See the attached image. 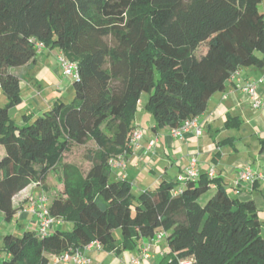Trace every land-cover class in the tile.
Listing matches in <instances>:
<instances>
[{
	"label": "trees",
	"instance_id": "trees-1",
	"mask_svg": "<svg viewBox=\"0 0 264 264\" xmlns=\"http://www.w3.org/2000/svg\"><path fill=\"white\" fill-rule=\"evenodd\" d=\"M263 1L0 0V88L7 99L0 106V213L11 222L13 198L35 183L51 192L50 216L72 224L44 237L32 230L3 236L1 264H50V255L91 242L120 256L159 231L169 249L159 264H264V219L254 201L229 196L220 179L163 181L135 195L109 165L131 151L142 94L154 129H177L202 115L240 69L264 71ZM33 40L75 63L79 78L71 104L57 100L17 124L9 110L21 102L20 81L11 69L34 60ZM89 143L86 170L63 163ZM212 186L214 195L201 205Z\"/></svg>",
	"mask_w": 264,
	"mask_h": 264
},
{
	"label": "crops",
	"instance_id": "crops-1",
	"mask_svg": "<svg viewBox=\"0 0 264 264\" xmlns=\"http://www.w3.org/2000/svg\"><path fill=\"white\" fill-rule=\"evenodd\" d=\"M59 53L58 49H45L27 65L11 71L20 81L21 102L9 110L10 118L17 124L23 122L25 115L35 118L48 111L57 100L65 102L72 98L73 82L63 76L57 61ZM249 82L257 83V94L264 97V71L240 69L227 82L223 92L210 97L205 112L198 118L201 129L198 137L194 128L181 136H174L170 128L154 129L155 122L145 130L143 120L147 118V110L140 100L134 126L143 130V136L137 147L124 156V172L114 171L113 178L125 177L132 184L133 194L137 195L153 190L163 181L174 182L185 173L188 159L196 156L200 175L214 168L216 178L221 180L225 189L226 186L231 187L229 196L254 203L256 199L264 197L263 183L248 186L238 182L239 172L244 166L250 164L259 171L264 166V153L260 149L264 140V108L254 110L251 107L242 90V86ZM6 103L7 99L0 88V106ZM229 117L235 118L236 126H226ZM151 141L155 142L154 145H150ZM40 193V187L33 183L13 198V206L18 212L9 223L13 224L14 231H36V218L28 211V206ZM254 195L258 196L254 198ZM68 228L67 223L57 221L53 231H67ZM0 248L3 251L2 245ZM143 248L150 252V259L143 260L142 264H159L169 253L166 241L157 242L155 239H143L134 252L126 251L120 256L96 249L84 253L91 258V264H128L130 257Z\"/></svg>",
	"mask_w": 264,
	"mask_h": 264
},
{
	"label": "built area",
	"instance_id": "built-area-1",
	"mask_svg": "<svg viewBox=\"0 0 264 264\" xmlns=\"http://www.w3.org/2000/svg\"><path fill=\"white\" fill-rule=\"evenodd\" d=\"M34 49L36 54L45 50V46L42 43H37L33 40ZM57 61L62 68L63 76L70 81L74 82L78 80V69L75 63L68 61L65 56L60 52L57 56ZM237 73V72H236ZM235 73V74H236ZM235 74L232 75L231 79L234 78ZM242 90L247 96V99L254 110H260L264 108V97H259L257 94V83L249 82L242 86ZM198 117L189 119L185 121L181 127L177 129H171V133L174 136H181L184 132L189 129L194 128L196 136L201 135V129L198 123ZM143 136V130L141 128H136L130 137L129 147L136 148L139 140ZM154 141L150 142V145H154ZM109 165L113 171H122L125 169V161L124 156L118 157L116 159H111L109 161ZM207 178L209 180L216 179V172L214 168H210L207 173ZM200 177L199 171V162L196 156H192L188 159V167L183 175H180L176 178L174 182L182 185L185 182L192 181L195 182ZM121 178L125 179V177L121 176ZM238 182L244 183L248 186H253L254 184L260 182L264 184V166L262 170H256L250 164L243 167V169L239 172ZM214 189L215 187L212 186ZM181 193L180 189H176L172 192L174 196H177ZM28 211L35 216L37 222L36 234L39 237H44L53 231V227L56 224V220L50 216L49 213V200L43 194H38L35 198H33L28 206ZM166 238V233L163 231H159L156 233L153 239L157 242L164 241ZM92 249H96L97 251H101L102 247L98 242H91L84 246L82 249H69L68 251L60 254V255H50L49 261L50 264H91L92 260L89 256H87L84 252L90 251ZM150 259V252L147 248H143L139 250V252L135 256H131L128 264H142L143 260ZM183 264V263H181Z\"/></svg>",
	"mask_w": 264,
	"mask_h": 264
},
{
	"label": "rangeland",
	"instance_id": "rangeland-1",
	"mask_svg": "<svg viewBox=\"0 0 264 264\" xmlns=\"http://www.w3.org/2000/svg\"><path fill=\"white\" fill-rule=\"evenodd\" d=\"M259 10H260V12L264 13V2L262 5L259 6ZM206 49H207V43L201 45L199 47L197 53H196L197 56L204 54ZM14 69L15 68L11 69V71H13ZM147 97H148V94H146V93L142 94L141 101L145 103ZM73 100H74V91H73L72 98H68V100H66L65 103L67 105H69L73 102ZM141 110H143V107ZM146 114H147V118L143 120V128L145 130H148V127L150 126V124H154V119L152 118L151 114L148 111ZM90 148H91V144L89 143L86 147L72 149L71 153L65 155V157L63 159V163H73V164L75 163V164L79 165L83 170H86L88 165H87L86 159H84V156L86 155L87 152H89ZM0 152L2 153V150ZM55 182H56V179L53 178V181H52V183L50 182V185L52 187H54ZM263 190H264V188H263ZM226 191H227V193H232L231 187L226 186ZM134 193H136V192H134ZM214 193H215V191L213 189H210L205 195H203L200 198L199 203L201 205H204L207 202V200L214 195ZM43 194L48 198V200H51V192H46ZM258 195L260 196V194H258ZM258 195H254L253 197L256 198ZM255 204H256V207H257L258 212H259L258 213L259 219L260 220L264 219V197L261 196L260 198L256 199ZM67 224L69 226L68 230H70V228L72 227V224H70V223H67ZM7 234L21 235L22 230L20 232L17 230L14 231L13 230V224H10V223L4 221L3 217L0 215V247L2 245V243H1L2 237L4 235H7ZM129 252H134V251L131 250ZM4 258H5V253L3 251H1V248H0V263L4 260Z\"/></svg>",
	"mask_w": 264,
	"mask_h": 264
}]
</instances>
